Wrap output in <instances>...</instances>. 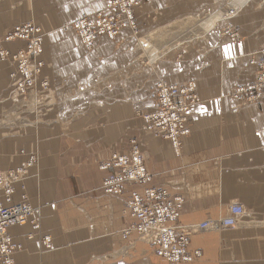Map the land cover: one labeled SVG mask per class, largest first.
Listing matches in <instances>:
<instances>
[{"label": "crops", "instance_id": "crops-1", "mask_svg": "<svg viewBox=\"0 0 264 264\" xmlns=\"http://www.w3.org/2000/svg\"><path fill=\"white\" fill-rule=\"evenodd\" d=\"M217 6L225 12L209 16H218L213 25L195 26L196 16L204 13L202 22L203 10ZM104 7L105 0H33L16 8L48 33L41 79L49 88L36 101L29 90H10L14 64L0 58V171L15 172L10 203L26 201L38 217L36 228L31 221L8 228L21 246L12 264H168L135 235L121 236L135 222L127 206L135 187H103L113 169L102 165L113 153L127 154L132 141L149 185L180 200L177 225L194 228L187 251L200 257L182 264H264V104L239 105L229 96L254 79L264 0H145L136 36L128 28L115 38L99 35L91 51L46 20L57 10L66 25ZM2 8L0 35L15 20ZM21 46L1 44L9 52ZM158 82H190L200 98L188 109L178 150L136 115L155 109ZM4 191L0 185L5 203ZM231 204L244 209L235 225L198 228L227 216Z\"/></svg>", "mask_w": 264, "mask_h": 264}, {"label": "built area", "instance_id": "built-area-1", "mask_svg": "<svg viewBox=\"0 0 264 264\" xmlns=\"http://www.w3.org/2000/svg\"><path fill=\"white\" fill-rule=\"evenodd\" d=\"M129 3L130 0H111V4H118L119 8ZM81 17L79 20H81L82 24H79L77 20L72 23L71 27L84 42H88V45L94 43L99 34L113 32L117 24L115 19L107 17L97 16L93 20H89L85 16ZM33 32V28L20 31L16 29L13 37H23L22 33L27 35L29 33L33 34ZM258 54L255 82L247 87L237 88L233 96L237 97V95L245 92L244 95L248 96L249 100H253L255 97H250L249 94L252 95L257 88L263 87L264 44ZM27 77L30 82L28 74ZM257 81H259V84H257ZM191 88L175 85L166 86L165 84L159 85L157 109L153 113H147L144 117L148 129L156 133L158 131L164 137L172 139L175 150L179 149L181 138L188 131V126L185 124L188 121V107L198 101L191 94H186L190 93ZM245 98L247 99V97ZM238 99L243 100L240 96ZM105 165L118 168L116 172L110 173L103 182V187L107 192L119 193L126 185L135 187L128 194L127 206L131 215L135 217L136 223L130 224L123 229V238H128L135 234L138 239L141 238L150 243L154 252L171 264L190 261L200 256L198 251L194 252V255L187 254L188 232H183L175 225V220L179 216L180 200L172 197L164 188L149 185L151 174L147 172L143 155L136 144H132L125 155L111 154L107 162L102 166L104 167ZM10 178L8 175L3 176L0 173V185L4 184L6 187V202L4 203L0 200V261L4 264L12 263L11 256L19 246L7 237L6 229L12 224L25 223L30 220V214H33L25 201L16 204L10 203L8 185V180L11 181ZM139 191H142V193H139ZM228 211L229 214L222 218L221 221L207 219L199 225V228L216 229L233 226L244 213V209L239 204L229 205Z\"/></svg>", "mask_w": 264, "mask_h": 264}, {"label": "rangeland", "instance_id": "rangeland-1", "mask_svg": "<svg viewBox=\"0 0 264 264\" xmlns=\"http://www.w3.org/2000/svg\"><path fill=\"white\" fill-rule=\"evenodd\" d=\"M28 1L32 2L33 0H16V1L15 0H0V4H2V6H3V8H2L3 15L4 16L13 15L15 18L14 22L11 24L8 31H6L2 35H0V58H7L11 62H13V64H14V71L11 73V83H10L9 89L10 90H16V91L18 90V91H22V92L29 90L31 92V97L33 98V101H36V96L38 95V93L40 91H46L49 88L48 81L44 78L41 79V69L44 66V61L42 60V57H43V44L42 43H43L44 37L48 33L45 32L41 28V26H40L41 24H39V22L36 19H34L35 22L32 20L28 21V19H25L23 16H21L19 11L17 14L16 8H21V6L23 4H27ZM36 1H38V0H36ZM55 1H57V0H50V5H51V3H54ZM123 1H125V0H123ZM144 1L145 0H137V1L136 0H132V1L130 0L129 4H126V6L119 8L118 4H115V5L112 4V5L108 6V4H107L108 2H107V0H105V7L99 11L106 13V11L109 12V10H110L112 12L110 14H112V17L117 21V24L115 25L116 29H117V34H120L121 31L123 30V28L124 29L128 28L132 31V33H133L132 35L136 36L138 34V30H139L138 22L136 19V13L138 12L137 11L138 8L141 7V5ZM107 8H109V10ZM203 11L205 12V14H206L205 16L207 19H205L201 22V20L204 16V13H203V15L202 14L199 15V17H197V16L195 17V21H196L195 26L201 24L200 28L202 29V31H204L205 27H209V25L210 26L213 25L214 24L213 22H215V19L218 17V16H214V17H209V16L216 14V13H222L223 14L225 12V6L224 7H221V6L218 7L217 6L215 8H213V7L206 8ZM57 12H58L57 10H54V13L52 12V16L46 17L47 21H52V22L54 21V25L52 27V28H54L53 30L57 33V35H65V34L74 33L77 35L78 39L80 40V42L82 44V41H81L79 35L76 33V31L71 26L66 28V26H68L75 19L80 17L81 14L76 16L70 23L66 24V26H65V25H62L63 23L58 22L59 17L57 15ZM96 12H98V11H96ZM54 15L56 16V19H55ZM88 15H91V14H88ZM181 20L183 21V19H181ZM60 25H62V27H61L62 29L59 28ZM32 28L34 30L33 34L29 33L26 35L25 33H22L23 37H19V36L13 37L14 31L16 29H19V31H20L23 29L30 30ZM26 33H28V32H26ZM99 35H106V34L102 33ZM229 35L234 40L240 39V36L238 35V33L236 31H230ZM11 40L21 42L22 43L21 47H23V48L20 47L18 50L14 51V52H9L8 50L1 47L2 43L9 42V41L11 42ZM95 41H96V39L94 40V43H95ZM94 43L92 44V46L90 48H86L83 44L82 45L87 51H91ZM263 44H264V42L260 45L259 50L263 46ZM259 50H258V53H259ZM163 53L165 54V51ZM258 53H257V55L254 56V58H252V59H254L252 64H254L256 66V69L253 73L254 74L253 81L247 85H237L229 93V96L234 98L235 101L237 102V104H239V105L264 104V81H262L263 87L257 88L252 95L249 94L250 97L251 96L255 97L253 100H249L248 96L244 95L245 92H242L240 95H237V97L233 96V93L235 90H237V88L247 87V86H249L255 82L256 71H257V60H258V56H259ZM27 74L30 76V82H29V79L27 77ZM161 84H165L166 86H174L175 85L178 87H188L189 89H190V87H192L190 90V93H186V94H191V96L196 98L198 101L192 103L191 105L197 104L198 102H200V98L195 93L194 88H193V84L190 82L184 83L182 85H179L176 83L158 82L157 89H156L157 91H156V98H155V102H156L155 109L151 112H145V113L137 112L136 113V115L141 117V119L144 122H145V120H144L145 115L147 113H153L157 109L159 85H161ZM257 84H259V81H257ZM239 96L243 100L238 99ZM245 97H247V99ZM189 107H188V109H189ZM187 112H188V110H187ZM187 120H188V118H187ZM186 123H187V121L185 122V124ZM146 128H147V124H146ZM148 130H150V129H148ZM150 131L154 132L153 130H150ZM154 133H156V132H154ZM156 134L160 135V133H156ZM161 137L167 139L164 136H161ZM167 140H169V139H167ZM170 143H171V141H170ZM132 144H136V143L134 141H132L129 149L131 148ZM171 145H172V143H171ZM172 147H173V145H172ZM103 168L104 169H110V168L113 169V171L111 173H114L118 170L117 167H113L111 165H105ZM0 173L3 176L8 175L9 177H11L10 178L11 181L8 180V185H9V190H10V187L13 183V178H14V177H12L11 173H15V172H13L12 170H7V171H0ZM1 186H4V184H1ZM4 188H5L4 192H6V187L4 186ZM140 192L142 193V191H139V193ZM5 200H6V197H5ZM129 211H130V209H129ZM130 215H131V213H130ZM184 228L187 229L189 235L193 232V229H191L192 226L184 227ZM198 228H199V226H198Z\"/></svg>", "mask_w": 264, "mask_h": 264}, {"label": "bare ground", "instance_id": "bare-ground-1", "mask_svg": "<svg viewBox=\"0 0 264 264\" xmlns=\"http://www.w3.org/2000/svg\"><path fill=\"white\" fill-rule=\"evenodd\" d=\"M129 1V0H128ZM137 1V0H136ZM110 5H112L111 4V0H109V3H108V6H110ZM111 9V8H110ZM108 10H109V8H108ZM108 12V11H107ZM104 13V12H99V13H96V14H94V15H88V14H82L81 16H85V17H87L89 20H93L95 17H97V16H101V17H107V18H112V19H114L113 17H112V14H110V13H112L110 10H109V12L108 13ZM78 17L77 19H75L74 21H77L79 24H82V22H81V20H79V19H81L82 17ZM73 21V22H74ZM72 22V23H73ZM72 23H70L71 25H72ZM68 25V26H66V28H68V27H70L71 25ZM106 30V29H105ZM105 34L107 35V36H109V37H111V38H115L118 34H117V29H116V26H115V29H114V31L113 32H105ZM80 37V36H79ZM80 39H81V41H82V44L86 47V48H90L91 46H92V44L91 45H88L87 43V41H83L82 40V38L80 37ZM254 56L255 55H252V57H251V62H253L254 61V59H252V58H254ZM190 87V86H189ZM191 88V87H190ZM147 128H148V126H147ZM155 132V131H154ZM157 133H159L158 131H157ZM160 135L161 136H163L161 133H160ZM167 138V137H166ZM167 139H169V138H167ZM170 141H171V143H172V139H169ZM173 145V144H172ZM146 168V167H145ZM147 170V169H146ZM148 172V171H147ZM149 173V172H148ZM28 205V207L32 210V212H33V214L31 215L30 214V220H28V221H31L32 222V225H33V228H36L37 227V221H36V219H37V209H35L34 207H32V206H30L29 204H27ZM228 213H229V211H228ZM132 216V215H131ZM134 219H135V217L134 216H132ZM179 217V216H178ZM177 217V218H178ZM226 217V216H225ZM224 218V217H223ZM177 220V219H176ZM175 220V221H176ZM222 220V218L219 220V221H221ZM27 222V221H26ZM24 223V222H23ZM134 223H136V219H135V222ZM134 223H131V224H134ZM17 224H22V223H17ZM17 224H12V225H10V226H8V228L9 227H11V226H13V225H17ZM34 225H36V227H34ZM128 225H130V224H127V225H125V227L126 226H128ZM175 225L179 228V229H181L183 232H188L187 231V229H185L184 228V226H179V225H177L176 224V222H175ZM200 225V224H199ZM125 227H123V229L125 228ZM8 228L6 229V231H5V233H6V235H7V230H8ZM178 228H177V230H178ZM123 229H122V231H121V236H122V232H123ZM191 229H193L194 230V228L192 227ZM132 235H135V234H132ZM131 235V236H132ZM131 236H129L128 238H124V239H130V237ZM188 236H189V233H188ZM188 236H187V239H188ZM7 237H8V235H7ZM123 237V236H122ZM9 238V237H8ZM135 238L136 239H138L137 237H136V235H135ZM10 239V238H9ZM11 240V239H10ZM138 240H141V241H143V242H145V243H147L148 245H150V243H148V242H146V241H144L143 239H141V238H139ZM12 241V240H11ZM12 242H14V241H12ZM15 243V242H14ZM17 244V246L19 245L18 243H16ZM151 246V245H150ZM21 248V246L19 245L18 246V248H16L15 250H14V252H16L17 250H19ZM187 248H188V245H187ZM187 248H186V251H187ZM154 251V250H153ZM196 251H198V250H196ZM196 251H194V252H196ZM13 252V253H14ZM194 252L192 253V254H190V253H188V251H187V254H189V255H194ZM199 253H200V251H198ZM155 253V252H154ZM156 254V253H155ZM13 255V254H12ZM157 255V254H156ZM159 256V255H158ZM161 257V256H160ZM200 257V256H199ZM163 258V257H162ZM196 258H198V257H195L194 259H192V260H190V261H184V262H181V263H179V264H182V263H185V262H192V261H194ZM11 259H12V256H11ZM164 259V258H163ZM166 261V260H165ZM0 262H2V261H0ZM168 264H171L170 262H168V261H166ZM3 263V262H2ZM4 264V263H3ZM12 264V263H11Z\"/></svg>", "mask_w": 264, "mask_h": 264}]
</instances>
